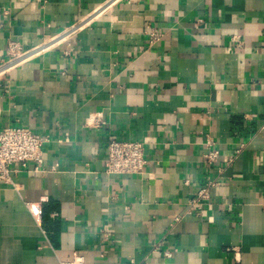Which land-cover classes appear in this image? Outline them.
Here are the masks:
<instances>
[{"label":"crops","instance_id":"obj_1","mask_svg":"<svg viewBox=\"0 0 264 264\" xmlns=\"http://www.w3.org/2000/svg\"><path fill=\"white\" fill-rule=\"evenodd\" d=\"M10 40L51 47L0 80V131L51 141L0 183V264H264V0H0ZM111 140L143 174L105 173Z\"/></svg>","mask_w":264,"mask_h":264},{"label":"built area","instance_id":"obj_2","mask_svg":"<svg viewBox=\"0 0 264 264\" xmlns=\"http://www.w3.org/2000/svg\"><path fill=\"white\" fill-rule=\"evenodd\" d=\"M44 3L47 0H40ZM83 24V25H82ZM77 24L66 32V39L77 31L83 29L85 23ZM149 31L150 43L154 44L161 40L162 33L156 29ZM51 46L42 45L33 50H26L16 41L10 40L6 49V59L0 62V80L8 76L15 68L29 61L31 58L48 51ZM29 56V57H28ZM28 57V58H26ZM26 58V59H25ZM1 108V99H0ZM51 141L48 136L36 133L26 127H7L0 131V183L11 184L12 173L15 165L21 169H30L34 173H46L44 168V146ZM108 143L107 162L105 173L108 175H141L144 173L147 163L146 143L130 140H111ZM210 145V143H208ZM219 152L210 150L206 155V164L216 163ZM32 167V168H31ZM216 183L208 182L201 187L195 197L189 202L188 210L200 214L211 198V189ZM30 211L35 212L34 204H26ZM169 257L170 253L165 252ZM62 264H85V258L79 253L73 254L70 263Z\"/></svg>","mask_w":264,"mask_h":264},{"label":"bare ground","instance_id":"obj_3","mask_svg":"<svg viewBox=\"0 0 264 264\" xmlns=\"http://www.w3.org/2000/svg\"><path fill=\"white\" fill-rule=\"evenodd\" d=\"M28 57H29V56H28ZM28 57H26V58H28ZM26 58H25V59H26Z\"/></svg>","mask_w":264,"mask_h":264}]
</instances>
